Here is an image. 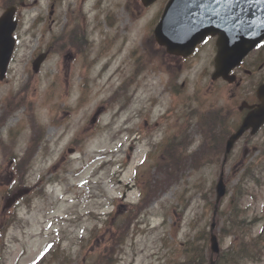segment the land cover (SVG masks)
<instances>
[{
  "label": "rangeland",
  "instance_id": "rangeland-1",
  "mask_svg": "<svg viewBox=\"0 0 264 264\" xmlns=\"http://www.w3.org/2000/svg\"><path fill=\"white\" fill-rule=\"evenodd\" d=\"M165 1L145 7L141 0H102L90 9L86 22L93 27L88 49L91 64L86 68L82 56L66 59L67 50L48 56L38 71L33 69L37 54H13L7 77L0 80V264H31L48 251L50 243L57 245L39 264H96L97 253L118 236L122 242L117 241L116 258L100 264H177L185 260L192 245H203L205 256L211 251L215 205L211 202L216 190H210L220 168L188 170L177 183H166V177L147 169L166 132L167 118L175 117L182 127L187 124L184 111L176 115L166 109L180 103L183 109L201 106L200 101L214 93L209 91L220 85L208 80V74L205 80L203 73L201 90L192 86L178 95L164 91L170 84L164 81L162 70L166 75L164 66L172 64L153 37V29ZM48 4L47 0L35 3V19L47 16ZM69 4V0L59 2L60 25L70 20ZM78 20L83 21L82 15ZM44 31L54 37L53 30ZM56 31L62 32L59 27ZM43 42L48 44V38ZM43 42L35 40V48ZM127 81L129 92L111 101ZM223 90L226 101L228 92ZM19 91L27 104L17 108L9 101L18 102ZM207 102L214 106V96ZM101 106L104 109L91 122ZM192 122L189 132L195 138L194 149L200 134L197 122ZM235 167L226 168L230 191L221 204L226 212L244 171ZM261 170L259 181L244 184L241 203L247 222L258 219L246 225L250 228L244 235L246 241L260 233L264 238ZM161 182L172 186L157 190L154 201L139 215L132 202L140 201L145 184L151 191ZM133 213L137 214L132 222L138 220L132 227V222L119 225ZM222 216L217 217L215 232L221 248L230 249L237 236L223 233ZM47 224L50 229L45 228ZM260 258L246 264H264V251Z\"/></svg>",
  "mask_w": 264,
  "mask_h": 264
},
{
  "label": "water",
  "instance_id": "water-1",
  "mask_svg": "<svg viewBox=\"0 0 264 264\" xmlns=\"http://www.w3.org/2000/svg\"><path fill=\"white\" fill-rule=\"evenodd\" d=\"M145 4H150L154 0H143ZM264 0H170L162 20L156 28V36L160 43L166 44L168 50L177 53H187L193 49L195 44L202 39L211 30L219 31L228 42V36L237 42L246 43L240 47L238 54H232L230 58L231 65L237 63L243 57L250 47L257 42V38L252 36L243 38L246 30L250 35H254L260 29L259 15L264 19ZM211 12V13H210ZM213 19L215 22H212ZM223 20H226L224 22ZM216 25V26H215ZM222 25V27H221ZM225 28V32L219 28ZM12 25L8 17L0 19V73L4 76L7 65L11 57L13 44L10 41L12 36ZM230 34V35H229ZM4 35V36H3ZM228 35V36H227ZM2 37L5 41H1ZM254 43V44H253ZM262 103L259 108L249 114L241 128L231 136L227 145L229 152L242 133L253 126L254 131L264 123V87L260 91ZM224 173L222 172L217 184V203L226 193V184L224 182ZM215 227V222L212 228ZM212 249L219 252V242L215 234H212Z\"/></svg>",
  "mask_w": 264,
  "mask_h": 264
},
{
  "label": "trees",
  "instance_id": "trees-1",
  "mask_svg": "<svg viewBox=\"0 0 264 264\" xmlns=\"http://www.w3.org/2000/svg\"><path fill=\"white\" fill-rule=\"evenodd\" d=\"M219 119L220 118L216 116L211 120H206L205 123H199L200 127L203 129V141L199 150L188 154L187 145L184 142L186 141V138H184V145L182 143V147L178 149L180 157L184 161L183 168L173 169L169 166H166L167 168L160 167L158 169L159 174L168 179L166 183H172V181L179 177L180 173H185L187 169V162L194 167L193 169L198 170L202 166H204L205 162L208 160H219V156L223 152L224 143L226 139V136L223 133V131L226 130L225 127L222 129H218L216 127V123L217 121H219ZM173 161H177V158ZM158 165L162 166L161 163H159ZM257 172H259V170H246L242 174L241 183H239L238 187L235 190V194L230 202L231 206L229 211H221V214H223L222 218H225V221L222 226L223 233L227 234L233 232L238 236V239L235 240L234 244L230 247V249H225L221 252L220 255L216 256L215 264H246L249 260L258 261L261 259L260 257L262 256V253L264 251V238L260 234L258 235V237L249 241H246L244 239V235L249 229L247 228L245 223L246 216L243 212L241 203V200L245 193V182H248L251 179H256L258 181L260 180V178L257 176ZM148 177L149 173L146 172V179ZM160 187H163L162 183L157 185L156 189ZM210 191L213 192V188H211ZM152 195L153 194L150 192L148 196L152 197ZM238 240L240 241L238 242ZM117 241L122 242V237L118 236V238L115 239V243L113 245L111 244L107 246L106 249H104L97 256V260L101 259L102 262H105L104 260H107L105 257H109L108 261L110 262V257H115L117 249L116 247H113L116 246ZM204 250L206 249L203 245L198 248L191 247L187 252L186 259L179 264H210V253L209 255L207 253V255L205 256Z\"/></svg>",
  "mask_w": 264,
  "mask_h": 264
},
{
  "label": "flooded vegetation",
  "instance_id": "flooded-vegetation-1",
  "mask_svg": "<svg viewBox=\"0 0 264 264\" xmlns=\"http://www.w3.org/2000/svg\"><path fill=\"white\" fill-rule=\"evenodd\" d=\"M49 1L51 7H54L57 2V0ZM11 5L18 7L16 17L18 20V26L14 32L16 42L18 44L22 43L23 48H25L28 52H31V54H35V0H0V14ZM40 31V37L47 36V31ZM215 37L216 36H211L207 41L201 43L198 46V49H203L210 42L215 43ZM49 41H51V39ZM214 43L211 45V50L208 51L207 54H216L217 45ZM15 48H17V46ZM51 49H53L52 45ZM198 54H200V52ZM250 54L251 55L241 66L234 69V73L238 77H236V79H238L240 82L235 86L230 85L229 92L231 93V97L234 100V104L225 106V108L237 116L238 120L242 119L249 111V107L244 106L246 101L249 105H255L258 103L254 89L259 83L264 82V41L259 44L257 48H255ZM214 57L211 56V58H209V62L202 67L201 72L213 73L215 71ZM179 58L180 60H184V57ZM248 69L251 70L252 74L247 73ZM249 81H253L250 89L247 88ZM212 82H220V86H224L226 84V81L222 78H218L217 81Z\"/></svg>",
  "mask_w": 264,
  "mask_h": 264
},
{
  "label": "bare ground",
  "instance_id": "bare-ground-1",
  "mask_svg": "<svg viewBox=\"0 0 264 264\" xmlns=\"http://www.w3.org/2000/svg\"><path fill=\"white\" fill-rule=\"evenodd\" d=\"M247 1H255V0H247Z\"/></svg>",
  "mask_w": 264,
  "mask_h": 264
}]
</instances>
